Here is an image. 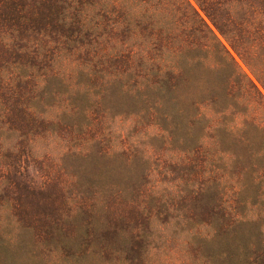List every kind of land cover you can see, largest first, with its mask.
Segmentation results:
<instances>
[{"label":"rangeland","instance_id":"374dc122","mask_svg":"<svg viewBox=\"0 0 264 264\" xmlns=\"http://www.w3.org/2000/svg\"><path fill=\"white\" fill-rule=\"evenodd\" d=\"M83 1L0 0V264H264V0Z\"/></svg>","mask_w":264,"mask_h":264},{"label":"trees","instance_id":"16d2710c","mask_svg":"<svg viewBox=\"0 0 264 264\" xmlns=\"http://www.w3.org/2000/svg\"><path fill=\"white\" fill-rule=\"evenodd\" d=\"M61 3L66 5L68 8L71 6V3L75 5L76 12L80 15H83L85 10L87 9V6L83 0H59ZM181 1H187V0H181ZM187 4L189 2L187 1ZM101 7L100 10H98L95 13V16L93 20H91V24L87 23L86 20L79 19L77 21V26L80 29H86L85 31H92L90 35H97V31L101 28L102 22L107 21L111 22V19L117 15L119 19L122 18L123 14L128 12H135L137 15H139V22L138 27H141L144 30L151 29L153 31V34L149 35V42L151 41V47H156V42L159 38V35L156 33L154 34V30L158 28H165L169 26V23L166 20H162L161 17H164L165 12L167 11L170 6H175L176 3L173 2V0H122L120 3H117L115 0H102L101 4L99 5ZM189 8L197 13L194 8L189 4ZM178 9L177 11H179ZM118 24V21H116ZM115 25V23H114ZM154 35V36H153ZM99 39L98 35L91 40L94 42L95 39ZM174 38L167 36L164 37V40L166 42H172ZM156 50V49H155ZM112 54H109L110 56ZM111 57V56H110ZM112 58V57H111ZM114 58H127L126 56L122 54H116ZM113 59V58H112ZM162 74H168V73H174L175 67L173 65H163V67L157 68ZM252 83V82H251ZM254 86V84H253Z\"/></svg>","mask_w":264,"mask_h":264}]
</instances>
